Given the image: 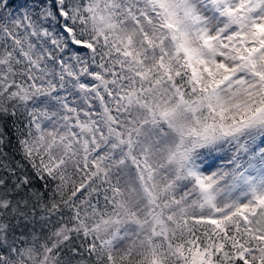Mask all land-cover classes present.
Masks as SVG:
<instances>
[{"label":"snow or ice","instance_id":"snow-or-ice-1","mask_svg":"<svg viewBox=\"0 0 264 264\" xmlns=\"http://www.w3.org/2000/svg\"><path fill=\"white\" fill-rule=\"evenodd\" d=\"M0 264H264V0H0Z\"/></svg>","mask_w":264,"mask_h":264}]
</instances>
